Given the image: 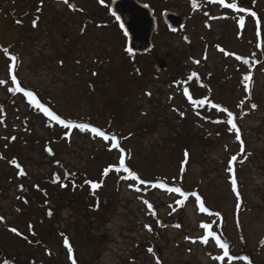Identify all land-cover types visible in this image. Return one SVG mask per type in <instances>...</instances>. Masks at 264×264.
Returning <instances> with one entry per match:
<instances>
[{"label": "rangeland", "instance_id": "obj_1", "mask_svg": "<svg viewBox=\"0 0 264 264\" xmlns=\"http://www.w3.org/2000/svg\"><path fill=\"white\" fill-rule=\"evenodd\" d=\"M147 1L159 26L152 50L134 59L124 52L125 38L108 13L106 3L110 2H74V9L65 2H41L40 22L31 32L26 10L32 0H0V80L10 84V60L1 51L5 48L17 57V75L25 87L36 88L60 115L116 130L130 152L129 163L145 178L181 177L186 189H199L207 203L225 216L224 229L233 242L231 253H245L260 245L256 256L264 264V0H242L241 8L247 10L239 11L243 25L232 11L219 10L207 0H195V6L193 0ZM252 6L260 12L261 22L252 15L256 12ZM166 10L188 17L182 30L190 43L180 33L169 32L162 21ZM16 15H24V25L16 24ZM159 59L166 62L165 71L153 69ZM189 69L205 75L202 93L231 111L243 132L246 159L233 167L246 200L242 233L233 220L236 197L231 178L235 172L228 171L239 146L224 125L226 119L221 120L225 112L208 108L205 120L184 97L177 77ZM247 73L252 78L248 92L243 79ZM5 97L0 86V98ZM17 102V116L12 111L7 124L0 122V190L8 192L0 206L12 211L11 205L18 204L14 185L28 186L50 174L56 160L87 173L100 185L93 199L56 189L47 200L50 205L40 201L37 192L39 229L46 227L39 238L50 249L46 253L39 245L38 264H71L58 234L63 231L75 237L80 264H246L244 259L222 256L213 237L202 242L207 230L201 225H215L216 220L202 213L194 199L178 208L177 194L144 187L133 179L118 183L110 170L120 163V151L111 148V140L77 133L61 138L40 120L27 121L24 133L19 118L26 108ZM252 104L257 107L253 109ZM44 141H49L48 148H43ZM13 159L24 176L11 163ZM91 202L100 205L99 214L87 209ZM46 206L52 213L50 224ZM80 210L81 221L76 214ZM160 221L167 225L159 227ZM92 229L100 234L91 235ZM153 246L159 249L157 258ZM19 263L27 264L25 260Z\"/></svg>", "mask_w": 264, "mask_h": 264}, {"label": "trees", "instance_id": "obj_2", "mask_svg": "<svg viewBox=\"0 0 264 264\" xmlns=\"http://www.w3.org/2000/svg\"><path fill=\"white\" fill-rule=\"evenodd\" d=\"M208 2H210L212 5L218 6L219 10L225 11V10H229L232 11V13H234V15H236V17L241 20L242 15L239 14V9H241V6H243L242 4V0H223V3L220 2V0H207ZM31 3V2H30ZM231 3H235L237 5L236 8H229L226 5L231 4ZM27 9V8H26ZM24 9V10H26ZM32 9V3L31 5L28 6V9L26 10L27 15H30L32 13L31 12ZM256 10V8L254 6L251 7V10ZM253 12V11H252ZM255 16H258L260 18V22H261V17H260V12L258 10H256V12L254 11ZM24 15H16L15 16V21L16 24L18 25H24V21H22V17ZM254 16V18H255ZM40 15L39 13L37 14V18L34 19L36 21V26H33V21H28V26L30 27V29H32L31 32H35L37 30L38 24L40 22ZM57 19V18H55ZM113 25L116 26V28L118 29V26L115 22V20L113 19ZM30 32V33H31ZM80 35V34H78ZM124 52L126 55H129L130 57H134V59L137 57L135 55H131L129 53H127L124 49ZM255 55V53H254ZM253 62L255 63V59H253ZM9 69H10V77L9 80L11 82L10 85H6V81H4L3 84H0L1 87H3L5 89L6 92V97L5 98H0V120L2 122H4L5 118H13L12 115L13 113L16 114L17 116V112L19 111L18 109V102L17 100L24 104V107L26 108V114L22 117L19 118L21 120V131L25 133V129L27 127L26 122L29 121H34V120H40L45 126H47L50 129H53V131H57L58 134L60 135L61 138H69V136L73 133H77L80 136H84V137H98L99 139H103L102 137L96 136L94 133H92L91 131H81L79 129H65L62 125L57 124L55 121L51 120L50 118L44 116V114L38 110L34 104H31L28 100V98L26 96H24V94L22 92H10L9 88H13L15 87V84H13L12 82V77L15 76L16 77V81L20 84V86L22 88H24L26 91H32L34 93V95L36 96V98L43 103L46 107H49L50 110L54 111L56 114H58L62 119H66V120H71L75 123H89L91 126L93 127H97L99 128L101 131H104L106 135H108L109 137L115 136L116 138V142L118 143L119 147L116 148L120 151V157L123 155L124 157V163H125V167H127L130 171L135 172L136 175L145 181V183L143 184L144 187H149L150 189H158V190H162V191H166L168 193H174L177 194V198L175 201L177 200H182L183 204H177L178 208H182L185 204V202L189 199H194L199 210H200V203L197 202L196 200V196H192L191 193L195 192L197 196L200 197V202H202L204 204V206L208 209V212H202L205 215L209 216V217H214L216 220L215 225H210V223L208 222V224L213 227V229H211V227L209 229H207V231H212L216 234V237H219L221 242H225L228 244V255L225 256L224 255V249L220 248L219 245H217L216 243V239L214 238V241L216 243V245L221 249V255L224 257H228L231 260H236V259H244L246 264H262L261 261H259L257 259L256 256V252L258 251L260 245H257L256 249L254 248V250L252 251H248L245 253H236V254H232L231 253V249H232V240L231 238L228 237V235L225 232L224 229V225H225V216L223 215V213H218L216 209H213V207L211 205H209L207 203V199L206 196L203 195V193H201V191L197 188H193V189H186L184 187V185L181 183V177L178 178H174L172 180H167L165 177L162 176H157L153 179H149V178H145L143 175H141L139 173V171L137 169H135L133 167V165H131V163H129L130 161V152L127 148L122 146V136H120V134L118 132H116V130L112 129L110 126L109 127H105V128H100L97 125H95V123L91 120H79L76 118H70V117H66L63 115H60L58 110L56 109V107L54 106V104L49 100V99H44L41 95V93L36 89V88H27L25 87L20 78L17 75V61H10V65H9ZM185 70V69H184ZM192 73H196L195 76H192V79L189 80L188 77L192 75ZM250 73V72H249ZM252 73V72H251ZM184 74V73H183ZM182 74V76H183ZM203 73L198 72V71H194L193 69H189L188 71L185 72L184 74V78L181 77H177V83L178 85H180L183 89L187 88L188 89V95L192 97V100H203L205 98L206 101L203 105H193L191 100H189L188 96H186L184 93V97L187 99L188 102L191 103L192 107L196 110V112H200V116L203 117L205 120H207V118L205 117V113H208V108L210 111H212L214 108L212 107V104H217L216 102H212L211 99L209 98L208 95H205L202 93V89H204L205 83H203L202 81L205 80V75H202ZM245 76H249L250 74H246L243 75V79ZM179 80V82H178ZM252 85V78L249 80L245 81V85L244 88L246 87L247 92L249 91V89L251 88ZM196 91V93H195ZM16 96L18 97V99H16ZM194 96L196 97H200V99L197 98H193ZM218 110V109H217ZM15 111V112H12ZM218 112V111H217ZM118 119H122L120 118L122 115L120 113V111L118 112ZM14 116V115H13ZM20 117V116H19ZM226 119V122L228 121V116L227 113L225 112V116H222L221 120L222 122ZM237 118L233 115L232 120L233 123H235L237 125V128L239 129V135L241 137V139L238 141L236 139V130L233 129L231 130V132L233 133V138L235 143H238L239 146V151L238 154H236L235 156L237 157V159L235 161L232 162L231 167L233 168L234 166H236L239 163H241L242 161H244V159H246V155H245V147H244V140L242 137V131L241 128L238 126L237 123ZM38 121V122H40ZM208 122H209V118H208ZM224 125H228L229 131L231 128V125L226 123ZM14 134V133H13ZM17 134H19L18 131H16V133L14 134L15 136H17ZM53 136L51 135V138ZM104 140V139H103ZM23 142H27L25 138H22ZM11 143V142H10ZM112 144V141H111ZM110 144V146H111ZM49 147V141H44V146L43 148H48ZM243 147V151L241 150ZM121 149H123V152H121ZM44 151V150H43ZM48 153V151H46ZM241 159V160H240ZM57 165L55 166L56 169H52V171L50 172V174L42 177L41 179L37 180V192L40 193L41 198L40 201L45 202V200H51L52 199V195L51 192L56 190V189H65V190H71L73 191L72 197H74L73 195H80L83 194L86 198H94V191L95 189H93L91 187V183H86L87 181H91L93 183H98L97 180H94L92 178L89 177V175L87 173L81 172L78 169H68L66 168L65 165L60 164V162L58 160H56ZM120 162V161H119ZM110 167L113 166H109ZM22 169V168H20ZM234 170V168H233ZM115 174H116V179L117 182L119 183L120 181H130L132 178L128 177V172H125L123 169L120 168V163L117 164L112 170ZM21 172V171H20ZM235 174V178L237 180V185H236V190H233V193L236 197V204L234 206V211H233V220L235 223V226L238 230V233L241 232L242 233V222H241V212H243L246 209V200H245V196L244 193L242 191V185L240 183L241 180H239L236 171L234 170ZM105 173V172H104ZM58 177V179H57ZM123 177H128L127 179H124ZM137 183H139L138 180H136ZM79 183H81L83 186H86V188L84 187V190H82L81 186L78 185ZM163 183L165 185V187L163 188H159V187H153L152 185L154 184H160ZM77 186H80L79 189L77 188ZM174 187H179L181 188V191L188 193L189 195L187 197H182L180 196L179 193L176 192H171L169 191L170 188H174ZM89 188V189H87ZM87 189V191H86ZM86 194H84L83 192ZM86 191V192H85ZM145 193H149V191L147 189L143 190ZM242 191V193H241ZM75 193V194H74ZM89 196V197H88ZM92 204V205H91ZM90 205V207H89ZM99 204H97L96 202H91L90 204H87V209L89 210V208H91L92 210L96 211V214L98 213V208H99ZM87 210V212H88ZM52 216L48 215L47 216V221L50 223H52V220H50ZM42 221H44L43 218H40ZM46 221V222H47ZM43 229V227H40V230ZM264 241V240H263ZM263 243V242H262ZM10 264H18L15 261H12ZM41 264V263H40Z\"/></svg>", "mask_w": 264, "mask_h": 264}, {"label": "flooded vegetation", "instance_id": "obj_3", "mask_svg": "<svg viewBox=\"0 0 264 264\" xmlns=\"http://www.w3.org/2000/svg\"><path fill=\"white\" fill-rule=\"evenodd\" d=\"M47 0H32V14L29 15V20H34L37 18V14L41 16L42 8L38 7L41 2H46ZM112 0H68V5L70 2H111ZM140 2H148L147 0H139ZM55 2H64V0H55ZM69 7V6H68ZM26 9V7H24ZM70 8V7H69ZM39 9V10H38ZM181 28L174 32L180 33L182 36L186 34ZM8 56L13 54L7 53ZM12 57V56H11ZM28 177V175H26ZM2 179H7L5 175L1 177ZM9 184V181H6ZM17 190L15 195V200L18 204H12V211H6L5 207L0 206V250L2 251V256L0 258V264H10L12 261L17 262L20 260H25L27 264H38V253L39 245L46 253H49L50 249H47L46 244H44L39 238L40 235L46 233L44 230L39 229V217L37 214L38 210V200H37V182L36 180L30 183L28 186L18 183L14 185ZM26 188V190H25ZM6 190H0V199L2 200L7 196ZM70 195V194H69ZM26 201V202H25ZM51 211V210H50ZM75 211V210H74ZM48 211H45V217ZM81 221L82 213L81 210L76 212ZM76 215V216H77ZM33 218L38 220V223L33 221ZM47 223H49L47 221ZM23 225V227H22ZM75 230V226H71ZM15 228L17 232L11 231ZM46 227H43L45 229ZM68 231V230H67ZM49 232V231H48ZM19 233V234H17ZM61 235L63 248L66 252L68 261L72 264H80L77 259V254L75 252V237H71L69 233L63 231V233H58ZM74 236V235H73ZM80 236V234H79ZM65 238H67L68 243L65 244ZM9 250H12L9 253ZM23 264V263H22ZM26 264V263H25Z\"/></svg>", "mask_w": 264, "mask_h": 264}, {"label": "snow or ice", "instance_id": "obj_4", "mask_svg": "<svg viewBox=\"0 0 264 264\" xmlns=\"http://www.w3.org/2000/svg\"><path fill=\"white\" fill-rule=\"evenodd\" d=\"M64 2L67 4L68 3V0H64ZM221 3H223V0H220ZM69 7H74V5L72 4H69L68 5ZM193 6H195V0H193ZM227 7L229 8H236L237 5L235 3H231V4H228L226 5ZM39 10V9H38ZM239 11L243 12V11H247L246 9H239ZM253 16H255V13L253 12L252 13ZM117 19L119 20L120 18L117 17ZM244 21H243V18H241L240 20V24L243 25ZM33 26L35 27L36 26V21L34 20L33 21ZM121 27H123V24H121ZM221 51H223V49H220ZM5 53L8 52V49H4ZM129 52H131V49H128ZM11 59L13 61H15L17 59V57L15 56H12ZM237 59H240V57H237ZM198 63V61H197ZM245 63H247V61H245ZM95 75V73H94ZM196 73H192L191 76L188 77L189 80L192 79V76H195ZM245 80H249L250 77L249 76H245L244 77ZM12 82L13 84H15V87L13 88H9V91L10 92H22L24 94V96H26L29 100V102L31 104H34V106L40 110L44 116L50 118L51 120L55 121L57 124L59 125H62L65 129H79L81 131H91L92 133H94L96 136H99V137H102L104 140H111L112 141V144H111V148L112 149H115V148H118L119 145L118 143L116 142V138L115 136H112V137H109L108 135L105 134L104 131H101L99 128L97 127H93L91 126L89 123H75L71 120H66V119H62L58 114H56L54 111L50 110L49 107H46L43 103H41L37 98L36 96L34 95V93L32 91H26L24 88H22L20 86V84L16 81V77L13 76L12 77ZM4 81H0V84H3ZM184 94L186 96H188L189 100H191L192 104L193 105H203L206 101L207 98L203 99V100H192V97L188 95V89L185 88L184 89ZM212 107L213 108H217L219 109L220 111H223V112H226L227 113V116H228V121L227 123L231 125V128L230 130H233L235 129L236 130V139L239 141L241 139L240 135H239V129L237 128V125L235 123H233V120H232V117H233V113L231 111H228L226 108H220L219 105L217 104H212ZM251 107L253 109H255L257 107V105L255 104H252ZM181 115H183V113H181ZM217 123L219 121H216ZM13 139H15V137H13ZM243 151V147L241 149ZM47 151H49L51 153V149H47ZM121 152H123V149H121ZM185 155L187 156V152L185 153ZM237 159V157L234 155L231 157V159L229 160V168H228V171L229 172H233V168L231 167V164L233 161H235ZM12 164H16V160L13 159L11 161ZM17 167H19L18 164H16ZM120 168L123 169L125 172H128V177H131L133 180H138L140 184H144L145 181L140 179L135 172H132L130 171L127 167H125V163H124V157L123 155L120 157ZM109 171L108 168H105L104 169V172L105 174H107ZM21 175L24 174L23 172V169H21V172H20ZM128 177H123L124 179H127ZM58 179V177H57ZM231 182H232V187H233V190L235 191L236 190V185H237V180L235 178V176L233 175V177L231 178ZM86 183H91V187L93 189H96L98 188L100 185L97 184V183H93L91 181H87ZM153 187H159V188H163L165 187V185L163 183H160V184H154L152 185ZM137 191H139V189H137ZM169 191L171 192H176V193H179L180 196L182 197H187L189 194L188 193H185L183 191H181V188L179 187H174V188H170ZM192 196H196V200L198 203H200V211L201 212H208V209L204 206V204L202 202H200V197L196 195L195 192L191 193ZM26 202V201H25ZM146 204L148 203L147 201H144ZM177 204H183V201L182 200H177L176 201ZM149 208L152 207L151 204L148 205ZM49 215H51V213H49ZM145 227H148L147 225H145ZM177 227H179V225H177ZM201 227L205 230L209 229L211 226L209 224H202ZM11 231L13 232H17V230L15 228H12ZM19 234V233H17ZM208 237H213L216 239V243L217 245H219L220 248L224 249V255L227 256L228 255V244L225 243V242H221L220 238L219 237H216V234L212 231H206L205 232V235L201 238L202 242H207L208 240ZM187 238V237H186ZM65 244L68 243L67 241V238H65ZM151 251V250H150ZM223 257H215V259H222Z\"/></svg>", "mask_w": 264, "mask_h": 264}, {"label": "water", "instance_id": "obj_5", "mask_svg": "<svg viewBox=\"0 0 264 264\" xmlns=\"http://www.w3.org/2000/svg\"><path fill=\"white\" fill-rule=\"evenodd\" d=\"M109 12L117 19L120 29L126 36V50L131 49L132 54H146L153 48L152 35L157 29V19L153 14V10L147 5L137 0H113L111 2ZM163 20L170 30H175L178 25L185 23L186 16H179L174 12L166 11L163 14ZM123 24V27H121ZM184 40L188 43L189 37L184 36ZM154 70L156 72L165 71L167 69L164 59L154 62ZM50 205V203H48ZM159 225L164 227L166 223L160 221ZM93 235H98L99 230H92ZM154 256H159L158 247H153ZM2 252L0 251V256Z\"/></svg>", "mask_w": 264, "mask_h": 264}]
</instances>
